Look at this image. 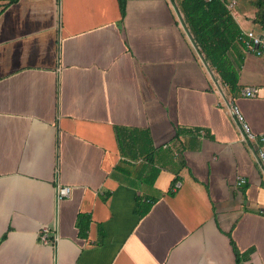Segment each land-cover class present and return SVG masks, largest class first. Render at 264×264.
Here are the masks:
<instances>
[{
	"label": "crops",
	"instance_id": "0c3cea01",
	"mask_svg": "<svg viewBox=\"0 0 264 264\" xmlns=\"http://www.w3.org/2000/svg\"><path fill=\"white\" fill-rule=\"evenodd\" d=\"M180 1L0 13V264H264V173ZM252 1L234 16L260 30ZM240 49L232 96L264 149V57Z\"/></svg>",
	"mask_w": 264,
	"mask_h": 264
},
{
	"label": "trees",
	"instance_id": "16d2710c",
	"mask_svg": "<svg viewBox=\"0 0 264 264\" xmlns=\"http://www.w3.org/2000/svg\"><path fill=\"white\" fill-rule=\"evenodd\" d=\"M10 1L2 4L0 13ZM119 1L124 8L125 0ZM229 1L181 0L180 8L206 61L227 85L229 93L235 95L240 90L237 64L241 65L243 54L237 41L241 28L228 7ZM252 4L256 8L254 21L264 29V0H253Z\"/></svg>",
	"mask_w": 264,
	"mask_h": 264
},
{
	"label": "built area",
	"instance_id": "2783aa9c",
	"mask_svg": "<svg viewBox=\"0 0 264 264\" xmlns=\"http://www.w3.org/2000/svg\"><path fill=\"white\" fill-rule=\"evenodd\" d=\"M238 4V0H230L228 7L232 10L234 16L233 8ZM235 17V16H234ZM241 32L238 35L237 41L242 46V49L245 54H255L259 57H264V29L254 30V29H245L241 27ZM189 29V28H188ZM199 47V46H198ZM206 60V59H205ZM205 65L208 68L209 75L213 80L214 89L219 94L221 103L225 104L230 115L233 116L235 122H237L241 140L251 145V150L254 152L256 161L259 165V168L264 173V149L261 147H254L251 142L258 139V135L252 130V127L244 120L243 114L240 112L239 106L235 102L233 96L229 93L228 87L219 75L212 69L209 62H205ZM260 93V87L256 85L246 86L242 90V94L246 96H255ZM262 141H264V135L259 136ZM246 183V178L239 176L237 178V185L242 186ZM181 181L176 180L172 185V188L176 190L181 186ZM72 187L67 184L57 183L55 188V195L58 202L63 198L68 197L71 194ZM50 227L46 224L41 226L40 229V241L44 244L52 242L56 243L59 239L58 235H55L53 239L49 237Z\"/></svg>",
	"mask_w": 264,
	"mask_h": 264
},
{
	"label": "rangeland",
	"instance_id": "374dc122",
	"mask_svg": "<svg viewBox=\"0 0 264 264\" xmlns=\"http://www.w3.org/2000/svg\"><path fill=\"white\" fill-rule=\"evenodd\" d=\"M245 1H246V3H248L247 5L250 6L249 0H248V1H247V0H238L239 5L242 4V3L245 2ZM5 2H6L5 0H0V4H1L0 7H1L2 4H4ZM244 4H245V3H244ZM237 7H238V4L233 8V11H234V12H236V11L238 10ZM259 29H260V27H259Z\"/></svg>",
	"mask_w": 264,
	"mask_h": 264
}]
</instances>
